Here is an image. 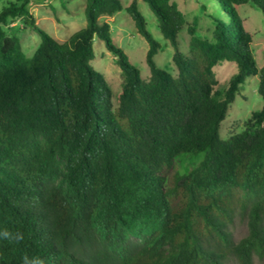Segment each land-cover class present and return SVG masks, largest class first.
<instances>
[{"label":"trees","instance_id":"trees-1","mask_svg":"<svg viewBox=\"0 0 264 264\" xmlns=\"http://www.w3.org/2000/svg\"><path fill=\"white\" fill-rule=\"evenodd\" d=\"M175 48L178 74L160 67V42L132 0L126 10L147 40L144 79L116 45L103 15L121 0H87V24L65 42L38 26L32 0L0 11V264H240L264 258V103L242 131L223 139L221 122L250 75L264 65L252 50L238 6L264 15V0H218L229 20L214 17L215 40L189 27L190 51L179 50L186 24L174 0H144ZM206 8L205 5H202ZM19 19L41 42L32 56L6 27ZM15 25V24H14ZM121 67L113 101L105 75L91 65L94 38ZM237 71L216 89L214 67ZM203 159L175 172L182 154ZM248 220L236 242L231 226Z\"/></svg>","mask_w":264,"mask_h":264},{"label":"rangeland","instance_id":"rangeland-1","mask_svg":"<svg viewBox=\"0 0 264 264\" xmlns=\"http://www.w3.org/2000/svg\"><path fill=\"white\" fill-rule=\"evenodd\" d=\"M10 1L0 0V11L9 4ZM138 7L145 16L148 30L160 42L161 50L155 55L156 63L172 73L178 74V69L173 61L175 53L174 46L161 33L158 27V18L144 0H137ZM182 10L186 19V24L179 32V50L183 54H189L190 34L188 27L196 20L197 35L208 40H215L216 22L214 17L229 20L218 0H174ZM87 0H32L30 9L36 18L39 27L47 31L59 42H65L75 32L87 24L85 6ZM124 8L113 15H103L99 22H108L111 26L113 41L123 48L129 56L131 62L141 71L144 79L150 77V67L146 61V54L149 44L145 37L137 30L135 21L126 10V6L132 0H121ZM205 5L206 8H203ZM238 12L243 19V24L247 30L253 34L252 50L261 68L264 65V15L261 10L251 3L242 4L238 7ZM17 23L6 27L8 33L15 32L20 38L23 51L27 56H32L41 42L38 32L28 26L24 27L17 19ZM91 65L102 72L109 82L113 91V101L117 104V97L122 88L121 67L116 62L115 56L107 49L104 40L99 37L94 38V58ZM237 71V63L234 61H221L214 67L217 79L216 89H223L228 84L232 75ZM260 74L250 75L246 78L236 99L230 104L226 118L221 122L220 135L223 139L229 138L232 134L240 132L245 127V123L255 110L263 107V98L258 92ZM204 157V152L197 155H180L175 172L184 174L196 166ZM233 238L236 242L248 234V220L245 216L237 215L231 226ZM227 264H240L234 257L230 256ZM252 264H264V258L254 256Z\"/></svg>","mask_w":264,"mask_h":264},{"label":"crops","instance_id":"crops-1","mask_svg":"<svg viewBox=\"0 0 264 264\" xmlns=\"http://www.w3.org/2000/svg\"><path fill=\"white\" fill-rule=\"evenodd\" d=\"M17 23V22H16ZM16 23H14V24H16Z\"/></svg>","mask_w":264,"mask_h":264}]
</instances>
